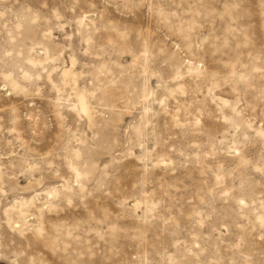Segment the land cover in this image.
I'll return each instance as SVG.
<instances>
[{
    "label": "clouds",
    "instance_id": "obj_1",
    "mask_svg": "<svg viewBox=\"0 0 264 264\" xmlns=\"http://www.w3.org/2000/svg\"><path fill=\"white\" fill-rule=\"evenodd\" d=\"M0 264H264V0H0Z\"/></svg>",
    "mask_w": 264,
    "mask_h": 264
},
{
    "label": "rangeland",
    "instance_id": "obj_2",
    "mask_svg": "<svg viewBox=\"0 0 264 264\" xmlns=\"http://www.w3.org/2000/svg\"><path fill=\"white\" fill-rule=\"evenodd\" d=\"M33 6L35 7L36 5L33 3ZM67 31V30H66ZM53 35H58L57 33H54ZM63 43V40L61 39L60 41ZM75 43V39H74ZM65 59H68L67 53L65 54ZM69 67H71V62L69 61L68 64ZM126 163H135L134 160L126 162ZM23 183V181H21ZM195 203V201H193ZM214 207L216 208V211L213 215V219L209 222L211 228H219L221 225H224L225 229L229 231L231 238H235L239 234V230L235 229L236 223L239 222V218L235 215V213L232 211V208L229 207L228 205H224L222 201L214 204ZM192 209L189 208L188 212H191ZM231 225V228L229 226ZM205 236H208L210 234V229L206 227L204 229ZM226 240L229 239V237L225 238ZM251 247H257L255 242L250 243Z\"/></svg>",
    "mask_w": 264,
    "mask_h": 264
}]
</instances>
